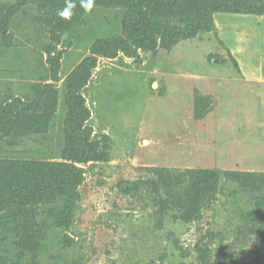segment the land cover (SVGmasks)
Segmentation results:
<instances>
[{
    "label": "rangeland",
    "instance_id": "1",
    "mask_svg": "<svg viewBox=\"0 0 264 264\" xmlns=\"http://www.w3.org/2000/svg\"><path fill=\"white\" fill-rule=\"evenodd\" d=\"M68 2L73 20L62 25ZM126 11L101 0L90 14L81 0H0V188L40 183L36 162L71 163L66 79L94 41L124 36ZM145 12L161 28L184 26L183 16ZM212 19L215 29L170 48L158 34L153 49L97 58L80 94L90 142L106 155L75 163L83 179L68 195L3 208L0 258L264 264V15ZM62 208L71 221L59 227ZM25 227L30 251L18 241ZM196 245L209 250L205 263Z\"/></svg>",
    "mask_w": 264,
    "mask_h": 264
},
{
    "label": "trees",
    "instance_id": "2",
    "mask_svg": "<svg viewBox=\"0 0 264 264\" xmlns=\"http://www.w3.org/2000/svg\"><path fill=\"white\" fill-rule=\"evenodd\" d=\"M101 2L126 5L127 11L122 22L124 36L94 41L90 47V55L81 61L66 79L67 91L64 100L68 115L64 125L67 140L65 153L71 163L36 162L34 168L42 172L43 179L41 182L31 188L14 192L0 188V211L13 204H19L21 207L26 208L32 202L41 201L52 197L54 194L68 195L72 190H75L83 179L82 170L75 163H84L105 157L106 153L98 152L96 150L97 144L90 142V133L84 126V122L88 117V110L85 100L80 94V89L87 84L99 56L114 58L120 51L130 53L134 48L153 49L158 45L156 39L158 34H162L161 43L165 48H170L180 39L194 37L200 30L211 31L215 29L212 18L213 14L218 12L264 15V0H101ZM145 9L156 13L153 14L155 16L160 12H164L168 16H183L181 18L184 26L168 24L161 28L160 25L156 24L157 22L147 17ZM72 20V18L70 21L62 19L61 24L69 25ZM52 92H55V90ZM50 94L42 96V99L43 101L48 99L50 105H52L55 96L49 98ZM45 103L39 101L33 106L43 108ZM18 165L33 167V163H18ZM202 183L203 190L210 191L204 180H202ZM54 216L59 227L62 223L66 222L68 224L71 221L70 209L62 208L60 211L55 212ZM24 230V234L19 237L18 241L23 249L30 251L31 248L24 245V242L31 245L35 244L33 235L30 234L28 227H25ZM66 239L69 241L68 236ZM204 246L196 245L195 248L197 259L202 263L206 262V257L209 255V250ZM77 262V260H70L65 257L61 261L60 259L55 260L50 264H78ZM0 264L32 263H24L18 256L16 258L9 256L8 258H0Z\"/></svg>",
    "mask_w": 264,
    "mask_h": 264
},
{
    "label": "clouds",
    "instance_id": "3",
    "mask_svg": "<svg viewBox=\"0 0 264 264\" xmlns=\"http://www.w3.org/2000/svg\"><path fill=\"white\" fill-rule=\"evenodd\" d=\"M81 7L84 9L86 14H90L94 8V0H81ZM75 8V4L68 2L67 6L63 11H59L57 15L64 20H71L73 15L72 10Z\"/></svg>",
    "mask_w": 264,
    "mask_h": 264
},
{
    "label": "crops",
    "instance_id": "4",
    "mask_svg": "<svg viewBox=\"0 0 264 264\" xmlns=\"http://www.w3.org/2000/svg\"><path fill=\"white\" fill-rule=\"evenodd\" d=\"M257 78H259V77H255V79H257Z\"/></svg>",
    "mask_w": 264,
    "mask_h": 264
}]
</instances>
